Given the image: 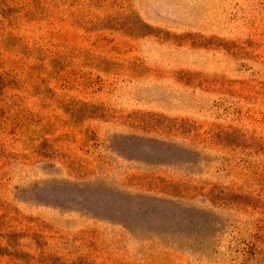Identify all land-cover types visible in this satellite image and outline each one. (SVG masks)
Masks as SVG:
<instances>
[{"label": "rangeland", "instance_id": "1", "mask_svg": "<svg viewBox=\"0 0 264 264\" xmlns=\"http://www.w3.org/2000/svg\"><path fill=\"white\" fill-rule=\"evenodd\" d=\"M0 264H264V0H0Z\"/></svg>", "mask_w": 264, "mask_h": 264}]
</instances>
